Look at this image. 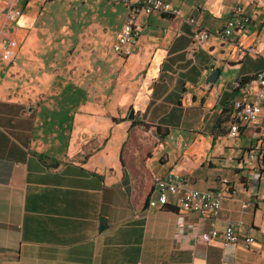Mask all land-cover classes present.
Here are the masks:
<instances>
[{
	"label": "crops",
	"instance_id": "1",
	"mask_svg": "<svg viewBox=\"0 0 264 264\" xmlns=\"http://www.w3.org/2000/svg\"><path fill=\"white\" fill-rule=\"evenodd\" d=\"M21 1L16 21L0 15L18 44L0 60V264H264V160L245 162L264 105L228 134L232 103L255 98L240 80L264 68V0H165L180 17L140 14L128 56L112 47L122 2ZM238 5L246 30L194 46L195 27L223 28ZM174 172L178 192L146 208ZM187 187L228 191L217 220L180 207ZM228 222L255 241L198 238Z\"/></svg>",
	"mask_w": 264,
	"mask_h": 264
},
{
	"label": "built area",
	"instance_id": "2",
	"mask_svg": "<svg viewBox=\"0 0 264 264\" xmlns=\"http://www.w3.org/2000/svg\"><path fill=\"white\" fill-rule=\"evenodd\" d=\"M77 1V0H74ZM122 2L126 9L127 15L117 35L116 41L112 47L115 53L128 56L133 52L134 46L137 43L140 35L141 26L138 23L140 14H151L153 12H160L168 16H179L181 12L175 9L169 2L165 0H118ZM7 7L5 18L12 23L16 21L22 14V1L18 0ZM3 8H0V13ZM195 17H191L188 21L195 25ZM251 18L243 10V7L238 5L234 9L233 15L227 20L223 28L216 30H208L202 27H195L192 34V41L195 47L202 46L211 35H219L222 37L231 36L234 33L246 30ZM18 44L13 38L0 39V60L9 62L15 56V50ZM238 54L245 52L242 46L237 48ZM247 93H253L255 98L253 100L234 101L232 103V112L229 119L228 134L231 137H237L241 126L257 121L262 106L264 105V68L253 74L245 84ZM264 160V141L259 143L251 149L246 155L245 162L250 163L255 160ZM155 196L150 197L147 201L146 208L164 206L169 202V195H174L178 192L179 187L183 183L180 174L174 172L168 177H155ZM222 185L228 184L227 179H222ZM230 193L232 189H228ZM223 187L219 189H198L194 187H187L178 203L184 210L198 212L200 214H211L213 220H217L218 212L221 208L223 198L227 195ZM242 225L241 222H228L222 229L215 225L208 231L201 232L198 238L203 242H210L211 240H220L223 245H230L242 243L249 247L254 241L253 236H240L237 228ZM227 264V262H223Z\"/></svg>",
	"mask_w": 264,
	"mask_h": 264
},
{
	"label": "rangeland",
	"instance_id": "3",
	"mask_svg": "<svg viewBox=\"0 0 264 264\" xmlns=\"http://www.w3.org/2000/svg\"><path fill=\"white\" fill-rule=\"evenodd\" d=\"M15 1H12V0H0V8L2 9L3 8V10L1 11V13H0V15L2 16H4L5 15V12H6V10H7V7H9V6H11V5H14L13 3H14ZM57 15H59V14H57Z\"/></svg>",
	"mask_w": 264,
	"mask_h": 264
},
{
	"label": "water",
	"instance_id": "4",
	"mask_svg": "<svg viewBox=\"0 0 264 264\" xmlns=\"http://www.w3.org/2000/svg\"><path fill=\"white\" fill-rule=\"evenodd\" d=\"M220 70L219 69H215L213 70L210 74L209 77L207 78V81L210 83L215 82V80L217 79L218 75H219ZM131 117V114H130Z\"/></svg>",
	"mask_w": 264,
	"mask_h": 264
},
{
	"label": "trees",
	"instance_id": "5",
	"mask_svg": "<svg viewBox=\"0 0 264 264\" xmlns=\"http://www.w3.org/2000/svg\"><path fill=\"white\" fill-rule=\"evenodd\" d=\"M250 78V77H249ZM249 78H245L243 77L240 82H239V87L243 84H246V82L248 81ZM231 112H232V105L230 106V108L228 109V115H229V118L231 116Z\"/></svg>",
	"mask_w": 264,
	"mask_h": 264
}]
</instances>
